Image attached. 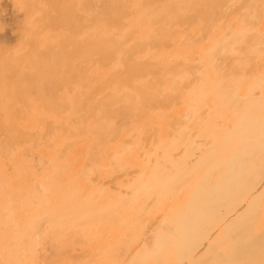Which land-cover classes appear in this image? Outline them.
Here are the masks:
<instances>
[{
    "label": "bare ground",
    "instance_id": "obj_1",
    "mask_svg": "<svg viewBox=\"0 0 264 264\" xmlns=\"http://www.w3.org/2000/svg\"><path fill=\"white\" fill-rule=\"evenodd\" d=\"M24 1L0 264H264V0Z\"/></svg>",
    "mask_w": 264,
    "mask_h": 264
},
{
    "label": "rangeland",
    "instance_id": "obj_2",
    "mask_svg": "<svg viewBox=\"0 0 264 264\" xmlns=\"http://www.w3.org/2000/svg\"><path fill=\"white\" fill-rule=\"evenodd\" d=\"M19 2H25L24 0H18ZM15 0H0V53L4 59V66L17 73L22 71L24 74H28V65L30 62L29 51L34 49L40 51V41L33 44L28 40V33L23 39L21 45L16 46L9 40V30L15 26V15L13 13ZM40 25L36 21H30L27 25L26 31L30 33L29 29L38 28ZM33 44V45H32ZM25 78V76H23ZM38 82H41L38 80ZM25 83H30V77L25 78ZM41 102V101H40ZM34 105L38 102H33ZM54 105V104H53ZM57 107V103H55ZM59 106V105H58Z\"/></svg>",
    "mask_w": 264,
    "mask_h": 264
}]
</instances>
